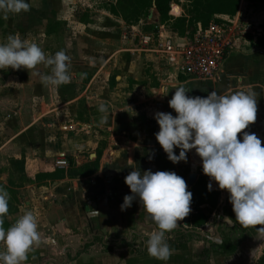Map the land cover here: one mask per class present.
Returning a JSON list of instances; mask_svg holds the SVG:
<instances>
[{
    "label": "crops",
    "instance_id": "1",
    "mask_svg": "<svg viewBox=\"0 0 264 264\" xmlns=\"http://www.w3.org/2000/svg\"><path fill=\"white\" fill-rule=\"evenodd\" d=\"M176 1L185 2L186 8L190 4V0ZM58 2L30 0V11L13 16L29 20L30 25L21 27L36 36L35 43L46 56L63 50L70 57L71 77L70 83L59 87L45 85L40 74H50L51 67L39 64L32 81L45 95L38 102L39 109L34 106L40 95L33 94L34 103L25 104L37 113L23 123L20 117L28 110L23 103H14L7 114L13 122L6 119L0 125V186L10 194L8 221L13 225L24 211L32 210L42 237L25 264H255L264 249V234L257 231L261 225L246 227L235 221L230 194L214 180L211 191L219 192L217 206L201 205L198 215L190 205L187 225L183 219L166 233L174 250L167 262L148 255L145 241L157 226L143 203L137 198L125 210L121 205L124 196L131 195L125 177L133 169L174 171L185 179L188 190L203 178L206 188L210 182L194 149L187 152V162L174 164L155 138L159 125L154 113L176 115L168 104L173 87L183 85L190 89L188 95L201 97L213 90L223 94L252 88L257 93L256 120L243 131L264 140V2L241 0L234 16H219L228 28L232 50L219 76L206 81L181 74L179 61L171 63L163 54L135 49L133 30L160 33L176 43L188 37L164 25L154 9L137 23L126 24L108 10L116 2L111 0L88 19L78 15V22H71L66 13L56 12ZM44 11H49L47 16ZM49 15L52 27L47 21L43 25ZM60 18L68 22L61 29ZM102 20L112 25L110 37L97 30ZM60 35L64 40L58 46L54 40ZM85 36H91L93 44ZM166 90L167 95H162ZM101 103L108 112L98 111ZM105 117L107 122H102ZM238 138L242 139L241 133ZM179 151L174 149L177 155ZM96 159V170L84 175L35 178L57 169L74 171ZM61 160L65 165H58ZM190 172L196 174L192 185L188 184ZM221 208L230 223L220 217ZM234 231L240 232L236 238ZM217 232L220 244L205 237ZM223 243L232 248L222 250Z\"/></svg>",
    "mask_w": 264,
    "mask_h": 264
},
{
    "label": "clouds",
    "instance_id": "2",
    "mask_svg": "<svg viewBox=\"0 0 264 264\" xmlns=\"http://www.w3.org/2000/svg\"><path fill=\"white\" fill-rule=\"evenodd\" d=\"M30 0H0V15L28 12ZM70 57L61 50L46 56L35 42L11 34L0 43V69H34L44 63L51 67L50 74H40L45 85L71 82ZM81 75H84L83 73ZM175 89L169 107L176 113L158 111L154 119L159 125L155 138L172 163L187 162V152L195 149L202 161V172L226 189L235 221L246 227H255L264 234V146L255 133L245 130L256 120L257 93L241 89L223 94L213 90L206 97L190 96L183 85ZM168 90L161 93L167 95ZM100 113L108 112L105 104L98 106ZM102 122H107L106 117ZM242 134V139L238 138ZM179 148V154L174 149ZM131 195H125L121 210L131 207L133 200L143 203L149 218L157 228L145 241L148 255L167 262L173 255L166 233L178 227L191 211L192 193L181 176L174 171L133 169L125 177ZM10 194L0 186V264H25L28 254L38 246L42 237L38 230V216L26 210L17 221L4 228ZM226 219L230 217H225Z\"/></svg>",
    "mask_w": 264,
    "mask_h": 264
},
{
    "label": "trees",
    "instance_id": "3",
    "mask_svg": "<svg viewBox=\"0 0 264 264\" xmlns=\"http://www.w3.org/2000/svg\"><path fill=\"white\" fill-rule=\"evenodd\" d=\"M176 0H116L108 10L111 14L120 17L126 24L137 23L143 16L147 15L150 9H154L161 22L170 23L169 28L178 35H193L198 25L201 28H207L211 23L222 24L219 18L221 15L234 16L238 11L241 0H190V4L185 13H181ZM251 3L264 2V0H245ZM98 166V160L88 162L77 167L74 171L57 169L53 173L36 175V179H55L62 178L65 175L70 177L84 175L89 171H95ZM192 201L198 215L199 207L207 204L216 207L219 199V192L211 191L206 188L205 178L199 180L191 187ZM10 212L8 206V213ZM8 213L4 217V228L10 227ZM203 222L206 217L202 216ZM220 248L224 251L232 247L223 243ZM255 264H264V249L262 255Z\"/></svg>",
    "mask_w": 264,
    "mask_h": 264
},
{
    "label": "rangeland",
    "instance_id": "4",
    "mask_svg": "<svg viewBox=\"0 0 264 264\" xmlns=\"http://www.w3.org/2000/svg\"><path fill=\"white\" fill-rule=\"evenodd\" d=\"M111 0H65L63 2L60 0V2L57 3L55 9L56 12L59 11L61 13H66L67 16H69L71 19V22H78V15L86 16L88 19L91 12L95 11L96 9L100 8H107L108 5H110ZM177 5L181 13H185L186 3L185 2H178L175 1V4ZM97 7V8H96ZM40 9H43V6H40ZM44 14L49 13V11H44ZM14 14H9L7 19H4L0 17V43H5L6 38L11 34H18L21 39L27 40L29 42H35L36 36H34L31 33H28L27 29H22V26H28L29 20L24 18V21L19 16L13 17ZM69 18V21H70ZM68 20V19H67ZM46 21L49 25V27H52L54 21L50 17V15L47 17V19L44 22V26L46 25ZM264 22V19L262 20ZM66 21H63V19L60 18V28H64V26L68 23ZM248 22V21H246ZM245 21L242 22V24L246 23ZM164 25L167 27L170 26V23L163 22ZM254 24V23H253ZM98 31L106 32L108 36L110 37V34L112 33V25H109L106 20L99 21V24L97 25ZM143 28H148V26L143 25ZM149 29H145L147 31ZM58 40H54V43H57L58 46H61L63 43V37L62 35L57 36ZM85 38L88 40L89 44H93V41L91 39V36H85ZM46 40V39H45ZM46 42V41H45ZM45 53V52H44ZM46 55V53H45ZM94 55V54H92ZM39 67L38 65L34 69H24L21 68L19 70H13L10 67L8 69H0V125L2 123L6 122V119L8 121L13 122V119H8L7 114L8 112L13 109L14 103H23V106L26 107V105H30L31 103H34L32 100V96L34 95H40L39 98H36L37 103L34 106V110L39 109L38 102L42 99V96L45 95V91L36 85L35 82H33V78L37 76V71ZM26 104V105H25ZM28 110V108L26 107ZM33 110V111H34ZM37 113V111H34L33 113ZM24 113V111H23ZM33 113L28 110L26 114H24L21 118V121L23 123L29 122L31 120L30 116L33 115ZM21 116V115H20ZM240 232L234 231L235 238L236 236H239ZM233 235V238H234Z\"/></svg>",
    "mask_w": 264,
    "mask_h": 264
},
{
    "label": "built area",
    "instance_id": "5",
    "mask_svg": "<svg viewBox=\"0 0 264 264\" xmlns=\"http://www.w3.org/2000/svg\"><path fill=\"white\" fill-rule=\"evenodd\" d=\"M225 24L211 23L207 28L198 27L184 42L176 43L171 37L162 38L160 33L132 31L136 50L166 56L171 63H178V70L186 77L200 81L219 76L227 56L232 50ZM65 165V161L57 162Z\"/></svg>",
    "mask_w": 264,
    "mask_h": 264
},
{
    "label": "water",
    "instance_id": "6",
    "mask_svg": "<svg viewBox=\"0 0 264 264\" xmlns=\"http://www.w3.org/2000/svg\"><path fill=\"white\" fill-rule=\"evenodd\" d=\"M262 142L264 143V140H262ZM194 150H195V149H194ZM196 157H197L199 160H201V158L199 157V155H198L197 153H196ZM195 179H196V174L193 173V172H190V173L188 174V184H189V185H192V184L195 182ZM220 217H223L224 221L230 223V221H229L228 219H226V218H225L226 216H224V214H223V208H221V210H220ZM187 222H188V216H186V217L184 218V221H183L184 226L187 225ZM219 223H220V220L218 221V225H219ZM205 237H206L210 242L218 243V244L221 243L220 236H219V233H218V232L216 233V235H215L214 237H210V236H205Z\"/></svg>",
    "mask_w": 264,
    "mask_h": 264
}]
</instances>
